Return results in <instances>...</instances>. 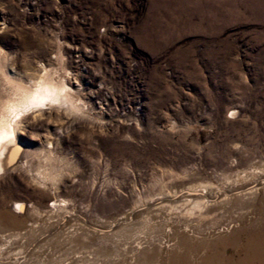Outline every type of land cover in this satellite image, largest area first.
Here are the masks:
<instances>
[{
	"label": "rangeland",
	"instance_id": "1",
	"mask_svg": "<svg viewBox=\"0 0 264 264\" xmlns=\"http://www.w3.org/2000/svg\"><path fill=\"white\" fill-rule=\"evenodd\" d=\"M42 83L68 102L15 115ZM10 122L0 264H239L264 235V0H0Z\"/></svg>",
	"mask_w": 264,
	"mask_h": 264
},
{
	"label": "bare ground",
	"instance_id": "2",
	"mask_svg": "<svg viewBox=\"0 0 264 264\" xmlns=\"http://www.w3.org/2000/svg\"><path fill=\"white\" fill-rule=\"evenodd\" d=\"M65 86L63 83L60 85H54L52 83H42L36 85L33 90L27 92L22 96L14 109L15 115L22 111L33 110V108H40L38 106H47L48 104H65L67 103ZM15 137V128L13 123L0 125V149L6 147L7 141L13 140ZM5 145V146H4ZM2 150V149H1ZM0 150V151H1ZM16 152V151H15ZM1 154V153H0ZM13 157V156H12ZM18 209H23L21 202L15 203ZM256 239L255 241H253ZM252 240V241H251ZM248 241L245 246L244 254L238 263H242V259L251 263L257 259L264 258V235L254 236Z\"/></svg>",
	"mask_w": 264,
	"mask_h": 264
}]
</instances>
